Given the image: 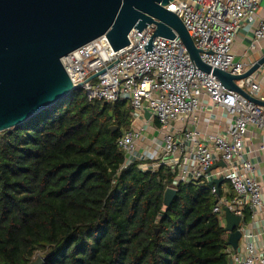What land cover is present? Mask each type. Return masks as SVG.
Segmentation results:
<instances>
[{"label": "trees", "instance_id": "1", "mask_svg": "<svg viewBox=\"0 0 264 264\" xmlns=\"http://www.w3.org/2000/svg\"><path fill=\"white\" fill-rule=\"evenodd\" d=\"M131 111L76 88L0 132V264H230L209 184L180 183L166 207L169 169L122 168Z\"/></svg>", "mask_w": 264, "mask_h": 264}, {"label": "built area", "instance_id": "2", "mask_svg": "<svg viewBox=\"0 0 264 264\" xmlns=\"http://www.w3.org/2000/svg\"><path fill=\"white\" fill-rule=\"evenodd\" d=\"M262 0H171L166 8L185 24L202 60L213 69L233 75L245 73L254 62L239 58L234 45L242 29L253 32L251 49L264 40ZM157 26L134 29L130 43L114 50L106 35L81 46L62 58L75 88L85 90L89 100L131 104L130 127L123 128L117 145L125 155L122 168L137 163L143 172L164 166L174 178L168 187L180 183L209 184L224 178L218 188L213 211L224 219V208L241 218L240 250L229 246L230 264H264V247L245 222L246 210L254 219L264 207V187L256 175L248 141L253 129L264 133V105L228 89L212 72L201 70L190 57L182 39L157 36L154 51L145 44ZM248 94L264 101V65L250 77L237 80ZM148 111L150 117L145 113ZM205 122L227 125L208 133ZM217 122V123H218ZM158 139L144 145L146 131ZM264 150V144L261 145ZM223 162L224 166L214 165ZM221 189L223 193L221 194Z\"/></svg>", "mask_w": 264, "mask_h": 264}, {"label": "water", "instance_id": "3", "mask_svg": "<svg viewBox=\"0 0 264 264\" xmlns=\"http://www.w3.org/2000/svg\"><path fill=\"white\" fill-rule=\"evenodd\" d=\"M171 0H0V132L17 127L46 108L67 97L76 88L62 58L81 46L106 35L114 50L127 46L134 29L157 26L144 48L154 51L153 38L179 36L192 60L212 72L230 90L251 101V96L236 83L253 75L264 65V55L241 75H233L206 64L182 19L166 8ZM146 117L150 113L146 111ZM117 129L113 126L112 130ZM224 166L223 162L214 165ZM224 178L209 183L218 190ZM178 190L168 187L164 204L169 207ZM228 233L227 246L240 250L241 218L224 208ZM232 261H230L231 263ZM29 264H44L38 256Z\"/></svg>", "mask_w": 264, "mask_h": 264}, {"label": "crops", "instance_id": "4", "mask_svg": "<svg viewBox=\"0 0 264 264\" xmlns=\"http://www.w3.org/2000/svg\"><path fill=\"white\" fill-rule=\"evenodd\" d=\"M258 15H264V0H262L261 7L258 10ZM253 38V32L249 30V28L242 29L239 33L237 40L234 45V51L236 52L239 58L246 60L247 62H255L261 56L264 55V40H262L258 44V48L251 49V43ZM206 113L203 114V120L201 126L208 133L214 131H220L223 129L228 123L227 119L223 118L221 123L213 122L212 124H206ZM147 135H145L144 145L148 146L151 144V140L158 139V133H154L153 131H146ZM254 134L251 136L248 141V145L250 149H252V160L256 165V175L262 182L261 184L264 187V150L261 149V145L264 144V133H262L259 129H253ZM222 224L226 227L225 216L224 219L221 217ZM248 223L250 224V228L254 230L256 233H261L259 244L264 247V207L261 211L258 212L256 217L253 219L250 217ZM228 238V234H227Z\"/></svg>", "mask_w": 264, "mask_h": 264}, {"label": "rangeland", "instance_id": "5", "mask_svg": "<svg viewBox=\"0 0 264 264\" xmlns=\"http://www.w3.org/2000/svg\"><path fill=\"white\" fill-rule=\"evenodd\" d=\"M146 133H147V132H144L143 135H147Z\"/></svg>", "mask_w": 264, "mask_h": 264}]
</instances>
